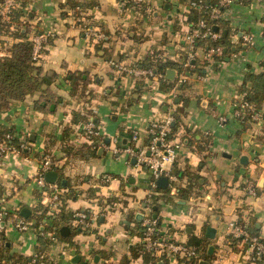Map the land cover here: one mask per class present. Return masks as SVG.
<instances>
[{
	"label": "crops",
	"instance_id": "1",
	"mask_svg": "<svg viewBox=\"0 0 264 264\" xmlns=\"http://www.w3.org/2000/svg\"><path fill=\"white\" fill-rule=\"evenodd\" d=\"M80 1L85 3L79 8L82 22L74 21L73 8L63 0H22L18 10L27 12L28 17L13 18L10 29L0 30V54L9 52V46L19 39L11 32L17 27L23 30L24 24L28 39L41 31L53 35L35 61L45 92L11 100L0 111V122L13 125L17 136L27 138L29 147L25 154L0 156V204L33 221V206L39 200L33 176L39 157L48 153L76 191L66 199L67 207L89 209L96 215L87 225L92 231L73 232L70 228L79 251L62 243L53 245L50 252L56 255L55 263L80 264L71 261L75 250L87 264H153L130 251L139 237L129 228L150 213L169 237L187 241L194 234L214 245L210 260L200 251L193 261L158 258L156 264H256L248 261L250 250L239 242L233 249L227 235L229 222L237 220L253 224L264 238V112L259 121L242 122L234 116L232 105L246 73L264 77V0H233L228 6L229 17L239 27L232 35L233 42L241 43L232 49L237 57L231 56L232 52L220 61L206 59L203 46L196 45L193 54L201 72L187 70L186 80L177 87L161 89L152 80L139 92L137 78L119 71V65L136 64L151 50L180 61L190 48L188 24L180 16L189 0H146L136 11L120 6L118 0ZM89 2L93 4H86ZM84 22L102 30L104 38L95 42L84 35ZM243 31L252 34L249 44L240 40ZM168 68L174 69V77L169 79H175L177 69ZM74 70L88 72L85 96L70 91L66 73ZM39 97L44 101L41 109L34 105ZM258 108L264 111V97ZM92 109L104 141V146L95 144V154L86 146L90 141L83 135L82 121L72 120L74 110ZM168 113L174 115L172 136L183 138L184 144L170 165L175 175L173 183L169 185L168 180L167 184L170 198L159 197L158 206L150 209L146 204L151 191L149 172L137 168L132 157L113 149L129 142L132 128L140 131L137 144H144L148 123ZM219 113L226 116L224 123L218 121ZM105 174L110 175L108 180ZM247 178L256 185L255 196L244 191ZM184 186L189 187L186 196L178 192V187ZM41 199L46 201L43 195ZM23 207L30 209L26 216L21 213ZM64 224L70 227L74 221ZM207 226L215 229L213 238L206 236ZM2 227L5 253L16 257L33 253L38 240L31 228L19 230L9 214ZM91 250H99L101 255L90 258ZM104 252L111 254L103 256Z\"/></svg>",
	"mask_w": 264,
	"mask_h": 264
},
{
	"label": "built area",
	"instance_id": "2",
	"mask_svg": "<svg viewBox=\"0 0 264 264\" xmlns=\"http://www.w3.org/2000/svg\"><path fill=\"white\" fill-rule=\"evenodd\" d=\"M232 1L233 0H219V3L223 5V8L220 9L219 6L214 5L211 7L209 15L210 17L214 18H221L224 20L227 19L228 21L230 20L229 25L233 31L232 35L234 36L236 35V30H238L239 27L234 26V20H231L229 17L230 14L228 12V6ZM145 2L146 0H118L120 6L129 7L134 11H136L137 6ZM202 2L203 0H189L180 16L186 18L184 13H186L190 7H200ZM21 4L22 0H2L0 2V19L2 22L8 23V26L6 25L8 29L11 27L14 13L21 7ZM78 9V6L72 9V18L76 22H82L81 14L77 12L75 13V11ZM81 27L84 35L88 36L95 42H99L104 38V32L99 30L91 23L84 22L81 24ZM220 34L221 29L214 30L204 18H199L195 23L188 24L186 39L190 42V48L185 57H182L180 60L182 62V66L186 68L192 65L191 59L194 57L193 48L195 46L194 40L196 38L209 36L213 39H216L220 36ZM50 36L53 35L48 31L36 32L30 36L29 40L31 41V54L34 60H38L42 56L46 47V41ZM240 39L241 42L249 44L252 41V34L244 31L240 32ZM204 51L206 59H213L215 61L216 56L222 55L224 53V48L221 44H215L208 46L204 49ZM231 56L237 57V53L233 52ZM119 68V71L127 72L136 78H145L148 83L152 80L157 82L160 78L166 76V72L164 73L162 71H158L151 66L144 67L137 64H121L119 65ZM186 72L187 70L185 69L182 73H179L173 87H177L186 80ZM232 105L233 114L240 121L248 114L252 119L259 121L261 119L262 113L264 112L262 109L256 107L253 101L247 98V92L245 90L238 92V97L234 100ZM217 116L220 123H224L226 121V116L224 114L219 113ZM172 123V113L166 114L161 119L151 120L145 130L146 135H150V138L146 143L141 145L137 144L140 131L136 128H132L129 136V142L131 143L124 144L122 147L114 146L113 150L115 152L125 153L127 158L133 157L134 165L137 168H143L149 172L150 183L154 184L155 180L159 176L165 175L168 177L169 185H171L175 179V175L170 172V165L173 164L178 155L180 147L184 144L181 138L169 137V135L172 133ZM81 127L83 130V135L86 137V139H88V137L91 135H101L100 128L95 121L93 109L88 114L87 118L82 121ZM5 137L10 138L11 134L9 132L5 133ZM97 144L104 146L103 139L100 138L97 141ZM28 148L29 147L26 137H19V142L17 145L8 144L5 140H0V156L6 155L8 152L21 153V150H28ZM51 163L52 160L49 154H46L38 159V165L33 176V179L36 183L35 185L38 188L45 189L43 192V198H46L45 202L49 205V208L46 212L49 216L47 219L50 218L53 210H59L57 207V198L61 190L57 181L48 182L44 178L45 172L53 169ZM109 178L110 175L105 174L104 179L108 180ZM243 188L244 191L251 196H255L257 194L256 185L251 179L247 178L244 180ZM0 201H2V198H0ZM6 214L11 215L14 226L19 230L31 228L36 233V236L37 233H40L51 240H55L53 230L43 229L44 223L40 224L39 231H37V227L35 228L31 220L20 217L16 211L11 210L10 213V210L8 211L4 206H2V204H0V221L4 220ZM74 216V223H80L81 227L87 226L89 224L90 218L96 219L95 214L91 213V215H87L84 209L75 211ZM86 218H88V220ZM141 226L144 250L149 251L156 256H163L167 260H173L176 262L181 259H196L199 257L201 250L195 245L188 244L187 241L175 240L172 237H169L167 233L161 231L156 216H152L150 213L145 214L142 218ZM247 227L248 226L245 223L232 220L229 222V233L233 237H239L237 242L246 245V248L249 249L250 252H254V256L263 255L264 243L258 240V237L251 236ZM2 228L3 227L0 224V232H2ZM1 244L2 240L0 238V246ZM89 257L92 258V255H89ZM250 259L253 261V256H251ZM24 264H49V262L45 251L34 250L33 253L29 255L27 261Z\"/></svg>",
	"mask_w": 264,
	"mask_h": 264
},
{
	"label": "trees",
	"instance_id": "3",
	"mask_svg": "<svg viewBox=\"0 0 264 264\" xmlns=\"http://www.w3.org/2000/svg\"><path fill=\"white\" fill-rule=\"evenodd\" d=\"M2 0H0L1 2ZM63 3L68 5L71 8H75L78 6V8H81L85 5L83 1L80 0H63ZM89 5H92V2L86 3ZM219 6V8H223V5L219 3V0H203L200 7H190L188 11H186L184 18L182 16V19L184 22L191 24L195 23L199 18H204L205 21L210 25V27H213V25H217L218 29H221V34L218 38L213 39L209 36H205L203 38H196L194 40V45H201L203 48H207L210 45L215 44H221L224 48V53L222 55L216 56L215 60L220 61L224 59V56L226 54H231L232 48L235 45H241L233 42L232 40V34L233 31L229 25V21L226 19L221 18H214L210 17V9L212 6ZM80 9L76 10L75 13L80 14ZM20 15H23L24 17L27 16V12L17 10L12 18L17 19ZM177 22V20H176ZM26 24L22 27H17V29L14 32H11L14 36L18 37L19 39L15 42H13L8 50L9 52L7 54H0V111L5 109L8 106V102L11 100L16 99H23L25 95L31 94L36 91L45 92V88L42 87V84L44 83L43 78L39 75L38 69L39 66L35 64V61L32 58L31 54V41L27 38L26 35ZM4 29V23L0 19V30ZM217 29V30H218ZM5 30V29H4ZM7 30V29H6ZM241 40V39H240ZM185 57V55L183 56ZM137 65L144 66V67H154L158 71L166 72V69L168 67H174L177 69L178 73H182L185 69L186 70H196L198 72L202 71V67H197V63L194 59V57L191 59V66L190 67H183L181 61H175L170 60L166 57H163L162 55H159L158 51L151 50L149 51V54H147L144 58H142L139 62H136ZM66 78L68 80V83L70 84V91L72 94H77L81 96H85V89L87 83L90 81V78L88 76V72L86 70H74V71H68L66 73ZM177 78V76H176ZM176 78L171 80L167 76H164L163 78H160L157 82L161 89L172 87L175 84ZM250 80L254 83L251 85L247 84V81ZM182 82L181 84H183ZM148 87V82L143 77H138L136 80V91H141L142 89ZM240 91L245 90L247 92V98L255 104L256 107H258V104L264 97V77L262 74H252V73H246L244 76V80L242 81L240 85ZM90 92V91H89ZM88 92V93H89ZM47 94V93H46ZM49 94V93H48ZM47 94V95H48ZM51 97V96H50ZM43 102L42 99L39 97L34 100V105L37 109L43 108ZM91 112L89 111H73L72 120L74 122H77L78 120L83 121L87 118L88 114ZM95 117V115H94ZM97 119H95L96 121ZM251 120L250 115H246L241 120L242 122H246ZM173 121H174V115H173ZM97 123V121H96ZM98 124V123H97ZM172 133H173V127L174 124L172 123ZM131 130H129L130 133ZM10 133L11 137L6 138L5 133ZM172 133L169 135V137H173ZM101 137L96 135H91L88 137V141L90 143H87L86 146L90 150L91 154L96 153V147L95 144ZM150 135L145 136V143L149 140ZM27 139V138H26ZM184 142L183 138H181ZM0 140H5L8 144L17 145L19 142V136L15 134V129L13 125H8L0 122ZM131 142H128L130 144ZM26 150H21V153H26ZM48 153H45L39 157H43ZM50 155V154H49ZM51 156V166L53 170H56L58 172L59 178L57 180V183L59 184L61 190L58 194L57 198V207L59 210H53L52 215L50 216V220L46 221L49 217L47 212V209L49 208L48 203L42 202L41 196L43 195V192L45 189L38 188L36 189L35 193L39 196V200L37 203L33 206V221L32 224L35 226L36 230L39 231L40 224H43L44 230H53L55 235V240H51L48 237H45L44 235L37 233V240L38 243L35 246L36 251H45L47 254L48 262L49 264H57L56 261V255L54 253L50 252V249L53 247V245H56L58 243H62L64 247H74L76 251H79V246L76 241L72 239V233L69 232L68 235H62L59 231L60 226L63 222H72L75 218L74 213L77 210H72L67 207L66 205V199L69 197H72L76 194V191L74 188L70 186V183L66 181L65 184L61 183V179L64 178L63 174L61 173L60 168L58 167V164L55 162V157ZM170 187H158L156 183H150V194L148 196V202L146 203L150 209H152L154 206H158V198L163 197L164 199H169V189ZM188 186L184 187H178V192L182 196H186L188 194ZM3 185L0 183V194H2ZM89 194H94V188H89ZM50 192V190H49ZM51 193V192H50ZM86 211L87 215H91V211L89 209H84ZM134 218V217H133ZM88 220V218H86ZM91 219V218H90ZM89 219V221H90ZM142 219L135 220V226L130 229V233L136 234L139 237V240L131 245V255L137 256L140 255L142 259L145 262H151L153 264L157 263L158 258H162L163 261H165V257L163 256H156L149 251H146L143 249V241H142V226H141ZM240 222V221H239ZM242 223V222H241ZM159 224V223H158ZM70 228L73 229V232L78 231H84L89 232L92 231L89 226H85L84 228L81 227L80 223H77L74 225H70ZM249 234L251 236L258 237V240L262 241L264 243V238L260 237L258 234L257 229L254 227L253 224L248 225L247 227ZM0 238L2 240V244L0 246V264H7V260L11 259V257H15L14 260L10 264H24L28 257L27 256H20L17 257L15 255H9L5 253V245H4V237L3 233L0 232ZM227 239L229 244L232 246L233 249H237V241L239 237H233L230 233L227 235ZM188 244L195 245L198 249H200L203 253V257L210 260L213 255L208 254L207 251V245L208 240L205 239V237H199L194 234H191L188 237L187 240ZM246 246V245H245ZM98 253V255H101V251L99 250H91L90 255H94ZM254 253V252H253ZM252 252H250L248 261L252 262L250 259L251 256H253V261L256 262V264H264V254L263 255H255ZM111 252H104L103 256L110 255ZM181 260H189L193 261L194 259H181Z\"/></svg>",
	"mask_w": 264,
	"mask_h": 264
},
{
	"label": "water",
	"instance_id": "4",
	"mask_svg": "<svg viewBox=\"0 0 264 264\" xmlns=\"http://www.w3.org/2000/svg\"><path fill=\"white\" fill-rule=\"evenodd\" d=\"M166 6L168 7L169 5L166 4ZM213 29H214V30H217V29H218V26H217V25H213ZM232 49H234V48H232ZM228 58H229V57H226V59H228ZM166 76H167L168 78H173V77H174V69H172V68H168V69H166ZM106 141L108 142L109 139L106 138ZM98 151H99V152L102 151V147H99V150H98ZM243 159H244V156L241 157V161H242ZM131 161L134 162V158H133V157L131 158ZM44 178H45V180L48 181V182H55V181L58 180L59 176H58V173H57L56 170L51 169V170H48V171L45 172V174H44ZM65 182H66V179H65V178H62V179H61V183H62V184H65ZM155 183H156V185H157L158 187H166L167 184H168V177L165 176V175H161V176H159V177L155 180ZM154 208H155V207H154ZM29 210H30V209H29L28 207H23V208L21 209V213L24 214V215L26 216V215H27V212H28ZM0 224L3 225V220L0 221ZM214 230H215V229H214L213 227H211V226H207V228H206V236H208L209 238H213V236H214ZM59 231H60V233H61L62 235H68L69 232H70V227H69L68 225H65V224H64V225H61L60 228H59ZM213 251H214V245L211 243V244H209L208 247H207V253H208V254H212ZM95 258H97V257H95ZM71 261H72V262H75V263L79 262L80 264H87V260H86V259H83V260H82L80 254L76 253L75 250H72V251H71ZM202 262H206V261L204 260V261H202Z\"/></svg>",
	"mask_w": 264,
	"mask_h": 264
},
{
	"label": "rangeland",
	"instance_id": "5",
	"mask_svg": "<svg viewBox=\"0 0 264 264\" xmlns=\"http://www.w3.org/2000/svg\"><path fill=\"white\" fill-rule=\"evenodd\" d=\"M3 23H4V29H7V28H8V27H7V26H8V25H7L8 23H7V22H3ZM6 25H7V26H6ZM33 182L35 183L34 179H33ZM35 184H36V183H35Z\"/></svg>",
	"mask_w": 264,
	"mask_h": 264
}]
</instances>
